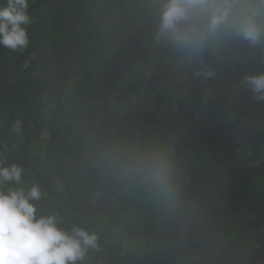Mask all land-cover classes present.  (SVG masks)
Listing matches in <instances>:
<instances>
[{
  "label": "trees",
  "instance_id": "trees-1",
  "mask_svg": "<svg viewBox=\"0 0 264 264\" xmlns=\"http://www.w3.org/2000/svg\"><path fill=\"white\" fill-rule=\"evenodd\" d=\"M28 13V46H0V158L25 170L5 190L39 183L40 214L98 230L87 264H264V103L234 87L264 71L259 50L229 48L215 80L190 81L156 50L145 0H29ZM97 130L174 138L186 237L136 199L88 206L72 172Z\"/></svg>",
  "mask_w": 264,
  "mask_h": 264
},
{
  "label": "clouds",
  "instance_id": "clouds-1",
  "mask_svg": "<svg viewBox=\"0 0 264 264\" xmlns=\"http://www.w3.org/2000/svg\"><path fill=\"white\" fill-rule=\"evenodd\" d=\"M145 7L156 50L184 80H215L226 50L241 43L264 56V0H145ZM28 8L29 0H0V46L14 51L28 46ZM233 59L247 63L238 54ZM234 87L264 103V71L243 75ZM14 130L20 132L19 121ZM24 171L0 158V264H87L90 253L101 249L100 232L81 223L65 226L59 212L40 214L39 183L5 190L6 182L22 185ZM72 178L85 184L83 196L93 210L136 199L179 235L191 231L195 211L170 134L89 132Z\"/></svg>",
  "mask_w": 264,
  "mask_h": 264
}]
</instances>
